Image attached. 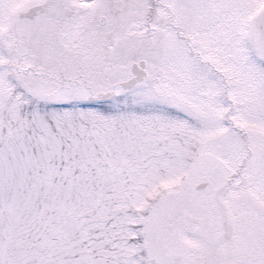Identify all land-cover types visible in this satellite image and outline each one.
Here are the masks:
<instances>
[{"label": "snow or ice", "instance_id": "snow-or-ice-1", "mask_svg": "<svg viewBox=\"0 0 264 264\" xmlns=\"http://www.w3.org/2000/svg\"><path fill=\"white\" fill-rule=\"evenodd\" d=\"M0 264H264V0H0Z\"/></svg>", "mask_w": 264, "mask_h": 264}]
</instances>
